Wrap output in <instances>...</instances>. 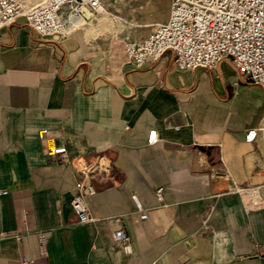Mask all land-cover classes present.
I'll list each match as a JSON object with an SVG mask.
<instances>
[{
  "label": "crops",
  "instance_id": "obj_1",
  "mask_svg": "<svg viewBox=\"0 0 264 264\" xmlns=\"http://www.w3.org/2000/svg\"><path fill=\"white\" fill-rule=\"evenodd\" d=\"M111 15L103 4L63 40L24 16L0 28V264H264V86L228 57L181 70L167 50L136 67L124 42L169 7L159 21L148 1ZM78 157L111 164L82 223Z\"/></svg>",
  "mask_w": 264,
  "mask_h": 264
},
{
  "label": "built area",
  "instance_id": "obj_2",
  "mask_svg": "<svg viewBox=\"0 0 264 264\" xmlns=\"http://www.w3.org/2000/svg\"><path fill=\"white\" fill-rule=\"evenodd\" d=\"M102 8L103 0H39L31 5L21 0H0V28L24 16L42 38L63 40L85 23L89 14ZM123 47L127 60L136 67L160 58L167 50L174 52L181 70L197 66L215 69L221 58L228 57L247 79L264 86V0H172L166 20L156 22L143 39L125 41ZM257 131L249 129L247 139L253 140ZM41 135L47 141L48 129ZM157 140V130L151 129L149 141ZM47 152L61 160L67 156V146L49 143ZM76 162L78 178L71 205L82 223L93 219L88 205V196L96 192L93 177L110 170L111 164L103 157H78ZM162 189L157 190L160 199ZM7 191L2 189L1 193ZM133 198L141 207L138 196L134 194ZM147 215L143 212L141 217ZM115 236L131 251L130 235L125 230H117ZM45 241V234H40L43 254H47Z\"/></svg>",
  "mask_w": 264,
  "mask_h": 264
},
{
  "label": "rangeland",
  "instance_id": "obj_3",
  "mask_svg": "<svg viewBox=\"0 0 264 264\" xmlns=\"http://www.w3.org/2000/svg\"><path fill=\"white\" fill-rule=\"evenodd\" d=\"M34 1V3H36L39 0ZM141 1L142 3L148 1V3L152 5L154 21L162 20L166 16L167 9L169 7L170 11V6L172 2V0H104L103 4H105L106 10L108 12H111V16L116 15V17H126L129 15L130 17H132L134 13V8Z\"/></svg>",
  "mask_w": 264,
  "mask_h": 264
}]
</instances>
